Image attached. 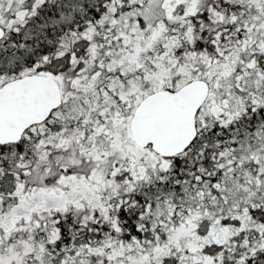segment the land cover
Listing matches in <instances>:
<instances>
[{"label":"snow or ice","instance_id":"6c2138e0","mask_svg":"<svg viewBox=\"0 0 264 264\" xmlns=\"http://www.w3.org/2000/svg\"><path fill=\"white\" fill-rule=\"evenodd\" d=\"M0 264H264V0H0Z\"/></svg>","mask_w":264,"mask_h":264}]
</instances>
